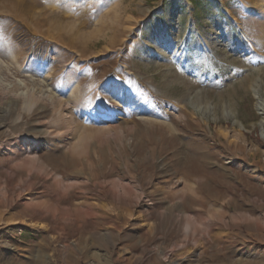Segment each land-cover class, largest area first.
Instances as JSON below:
<instances>
[{
    "label": "rangeland",
    "instance_id": "1",
    "mask_svg": "<svg viewBox=\"0 0 264 264\" xmlns=\"http://www.w3.org/2000/svg\"><path fill=\"white\" fill-rule=\"evenodd\" d=\"M264 0H0V264H264Z\"/></svg>",
    "mask_w": 264,
    "mask_h": 264
},
{
    "label": "trees",
    "instance_id": "2",
    "mask_svg": "<svg viewBox=\"0 0 264 264\" xmlns=\"http://www.w3.org/2000/svg\"><path fill=\"white\" fill-rule=\"evenodd\" d=\"M254 138H255L259 143L264 144L261 138H259V137H257V136H254Z\"/></svg>",
    "mask_w": 264,
    "mask_h": 264
}]
</instances>
